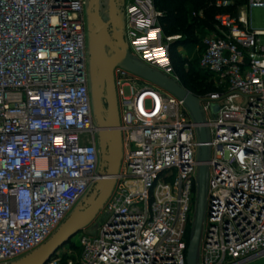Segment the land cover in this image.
<instances>
[{"label": "built area", "instance_id": "2783aa9c", "mask_svg": "<svg viewBox=\"0 0 264 264\" xmlns=\"http://www.w3.org/2000/svg\"><path fill=\"white\" fill-rule=\"evenodd\" d=\"M88 6L0 0V264L45 244L108 177L100 142L112 130L109 97L104 91L99 123ZM209 7L217 10L214 27L196 48L214 87L196 95L202 122L185 99L120 65L124 49L109 28L103 43L115 62L122 160L102 207L107 219L82 230L79 250L54 253L45 264H188L187 226L195 227L191 202L202 167L204 232L194 264L264 260V26L250 19L264 0H212ZM125 15L119 32L127 57L188 90L172 57L183 35L165 33L155 0H129Z\"/></svg>", "mask_w": 264, "mask_h": 264}, {"label": "water", "instance_id": "95a60500", "mask_svg": "<svg viewBox=\"0 0 264 264\" xmlns=\"http://www.w3.org/2000/svg\"><path fill=\"white\" fill-rule=\"evenodd\" d=\"M100 1L90 0L88 10V22L91 26L89 43L91 50V65H92V94L94 100V110L96 119L99 123L103 121L102 107H103V92L108 94V121L112 128L110 137L103 133L101 135V160L102 169L106 168L108 177L101 182L98 195L89 198L84 205L79 206L67 218L62 226L55 232V234L40 248L27 255L25 258L11 264H45L48 259L57 252V250L67 243L71 237L82 231L88 226L97 213L102 209L104 203L109 197L114 184L115 176L119 172L122 160V134L119 130L120 116L118 107V98L113 75L115 62L110 61L107 55L104 38H110L109 28L113 30L118 43L124 49L121 55L120 65L124 68L134 72L135 74L148 79L161 87L175 93L180 98L185 99L187 104L192 109L196 119L202 122L203 116L199 108V99L191 91L184 89L177 82L169 79L160 72H154L149 66L127 57L129 47L126 40L120 31L125 28V8L127 0H108V19L104 20L100 14ZM118 2L124 5V9L118 7ZM98 68L101 75V82L99 84L95 68ZM219 110L218 105L213 106V111L216 113ZM202 140L206 142V130L201 128ZM207 158V147H203V160ZM205 203V169L201 168L200 184H199V205L196 217V223L193 230V235L190 240L188 248V264H194L196 252L199 246V241L202 231L203 213Z\"/></svg>", "mask_w": 264, "mask_h": 264}, {"label": "trees", "instance_id": "16d2710c", "mask_svg": "<svg viewBox=\"0 0 264 264\" xmlns=\"http://www.w3.org/2000/svg\"><path fill=\"white\" fill-rule=\"evenodd\" d=\"M212 0H155L156 6L164 12L161 18L163 29L167 35L182 34L183 39L177 41L172 47V57L182 84L193 94L200 95L214 90L209 79L211 73L202 69L199 55L194 60H188L178 52V47L199 44L200 37L208 29L214 27L217 10L209 7ZM204 11V16H194V12ZM193 235V224L187 226L186 237L188 241Z\"/></svg>", "mask_w": 264, "mask_h": 264}, {"label": "rangeland", "instance_id": "374dc122", "mask_svg": "<svg viewBox=\"0 0 264 264\" xmlns=\"http://www.w3.org/2000/svg\"><path fill=\"white\" fill-rule=\"evenodd\" d=\"M129 0H127L128 3ZM118 7H120L121 9H124V5L121 2H118ZM108 0H102V11H101V17L104 20L108 19ZM250 19H251V24L253 27L256 28H260L264 26V9L261 8H252L250 11ZM89 22L87 21V27H86V31H87V43H89V36H90V29L89 28ZM113 32V31H112ZM113 37H114V44L118 45V41L114 35L113 32ZM185 37V36H184ZM183 37V38H184ZM199 37V35H197V38ZM197 46L198 44H189V45H184L182 46V56L186 57L188 60H194L197 58ZM111 51V48H108V52ZM153 85H156V83L152 82ZM124 92L126 95H129L131 93V89L129 88V86H125L124 87ZM241 99L236 100V103H240ZM101 160V158H100ZM162 180H164V178L162 177ZM96 190H98V188L93 189L89 192L88 196H87V200L89 198H91L92 196L96 195ZM198 205H199V194H198V190L195 191V194L193 196V200L191 202V210L193 213L192 214V219L195 220L197 213H198ZM107 219V214L106 212L103 211V209H101L97 215L93 218V220L91 221V223L89 224V226L92 229H97L105 220ZM194 227V226H193ZM204 228V227H203ZM194 230V229H193ZM204 230L202 229V234H203ZM81 233L82 231L78 232L77 234H75L73 237L70 238V240L65 243L63 246H61L58 250H57V254L59 255H64L65 257H67L68 251L70 249H80V238H81ZM202 234H201V239H202Z\"/></svg>", "mask_w": 264, "mask_h": 264}, {"label": "flooded vegetation", "instance_id": "af4514ba", "mask_svg": "<svg viewBox=\"0 0 264 264\" xmlns=\"http://www.w3.org/2000/svg\"><path fill=\"white\" fill-rule=\"evenodd\" d=\"M89 3H90V0H89ZM88 10H89V6H88ZM101 11H102V0L100 1V14H101ZM90 31H91V26H89ZM101 165H102V160H101Z\"/></svg>", "mask_w": 264, "mask_h": 264}, {"label": "crops", "instance_id": "0c3cea01", "mask_svg": "<svg viewBox=\"0 0 264 264\" xmlns=\"http://www.w3.org/2000/svg\"><path fill=\"white\" fill-rule=\"evenodd\" d=\"M252 264H264V260L259 261V262H255V263H252Z\"/></svg>", "mask_w": 264, "mask_h": 264}]
</instances>
